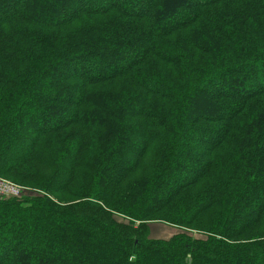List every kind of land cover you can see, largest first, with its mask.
I'll return each instance as SVG.
<instances>
[{"label": "trees", "instance_id": "16d2710c", "mask_svg": "<svg viewBox=\"0 0 264 264\" xmlns=\"http://www.w3.org/2000/svg\"><path fill=\"white\" fill-rule=\"evenodd\" d=\"M156 1L0 0V264H264V0Z\"/></svg>", "mask_w": 264, "mask_h": 264}, {"label": "rangeland", "instance_id": "374dc122", "mask_svg": "<svg viewBox=\"0 0 264 264\" xmlns=\"http://www.w3.org/2000/svg\"><path fill=\"white\" fill-rule=\"evenodd\" d=\"M157 1L156 0H153V2H149V4H147L145 6V8L147 7L149 10H151L152 8H154V6L156 5ZM169 7H171L172 5L169 3L168 4ZM150 7V8H149ZM176 8V7H175ZM185 7L184 6H180L179 8H177V12H183V9ZM168 22V21H166ZM92 61L90 62V64L92 65ZM254 74L258 77H260L261 75L264 76V71H261V70H255ZM236 87H233L232 88L236 91V90H239V91H245L246 90V87L244 86H241L240 84H236L235 85ZM231 88V89H232ZM210 116H217V114H210ZM209 126H202L200 128L197 129V131H202L204 132L206 129L208 128H215V127H223V128H226L228 126V121H224L223 118H220V121H214L216 123H211L212 122V119H210L209 121ZM211 123V124H210ZM213 124V125H212ZM233 128V127H231ZM235 130H237V128H235ZM179 174H182V173H179ZM2 179H5L7 181H10L12 183H14V180L13 179H6V178H3V177H0ZM15 184L19 185L18 183L15 182ZM20 188H22V191H24L23 193H26L28 194L27 192H30L28 190H30V188H27V187H24L22 185H19ZM33 192L31 193H36L38 194V190H35V189H31ZM41 194H43L44 196L46 195V193L44 192H40ZM34 195V194H33ZM58 199H61V196L60 195H57L56 196ZM117 220L119 221H123L124 219L123 218H120L119 219L117 218ZM187 233V231L185 230H182V229H179V228H176V227H173L172 225H169V224H166L164 222H157V223H153L152 226H151V237L154 238V239H164V240H167V239H170L172 238L174 235L176 234H179V233ZM190 235H192L193 237L195 238H205L203 235H200V234H197L195 232H188ZM16 248V251L15 252H12L11 254H7L6 256L9 258L11 256H14L16 253L19 254V248L17 246H14ZM15 253V254H14ZM12 259V257H11ZM9 262V260H3L2 264H5Z\"/></svg>", "mask_w": 264, "mask_h": 264}, {"label": "built area", "instance_id": "2783aa9c", "mask_svg": "<svg viewBox=\"0 0 264 264\" xmlns=\"http://www.w3.org/2000/svg\"><path fill=\"white\" fill-rule=\"evenodd\" d=\"M24 191L19 185L0 178V198L12 199L22 196Z\"/></svg>", "mask_w": 264, "mask_h": 264}]
</instances>
